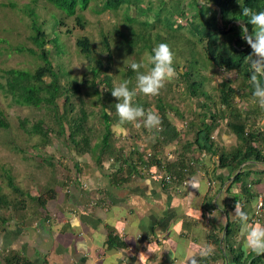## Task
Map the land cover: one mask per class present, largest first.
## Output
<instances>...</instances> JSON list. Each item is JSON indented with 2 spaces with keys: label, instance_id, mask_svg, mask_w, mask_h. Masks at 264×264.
I'll return each mask as SVG.
<instances>
[{
  "label": "trees",
  "instance_id": "16d2710c",
  "mask_svg": "<svg viewBox=\"0 0 264 264\" xmlns=\"http://www.w3.org/2000/svg\"><path fill=\"white\" fill-rule=\"evenodd\" d=\"M91 1H102V11L116 12L124 6L127 7L124 18L126 23L125 32L123 29L114 31L120 39L117 46L120 52L132 55L136 48H139L140 52H150L154 46L163 42L171 47L175 53L176 61L186 62L187 69L185 72L179 73L177 81H188L190 83L187 88L188 95L203 99L201 106L198 107L197 122H195V117L192 119L194 131L190 130V132H193L190 133L188 140L183 139L181 130L174 120H183L185 117L184 111H181L179 107L177 108V104L167 102L164 97L159 95L154 97L155 105L153 109L161 116L162 125L160 130L153 132L143 128L144 134L148 136L153 134V137L148 141V145L143 147L138 140L139 136L137 138V134H129L132 128L130 124L125 125L122 129L126 132V135L121 133L123 137L124 135L126 138L128 137V140L123 138L126 145L118 146L115 144L117 135L113 132V128L117 127L118 122L115 111V103L118 101L111 95L114 86L112 85L109 68L112 65L115 52H112L109 40L103 34L102 45L107 65L102 62L101 58L95 56L96 49L90 38L81 37L77 40V46L81 54L87 62L91 63L87 68L88 79L82 80L79 84V81L68 78L69 73L66 76V72L60 69V65L54 64L49 51L45 47L47 44L54 45L59 56L63 52V47L59 43V33L54 30V38L48 39L43 26L38 24L35 19L36 12L31 10L28 15L33 20L34 34L31 36V43L34 49L21 47L19 50L37 56L36 58L41 61L40 65L34 72L15 69L5 71V75H0V77L5 78L6 83L4 85L0 83V89L11 93L15 98V102L20 105H35L38 107L44 105L45 114L51 113L47 116V119H52V117L59 114L64 116L68 121V129L66 131L64 127L62 133L59 134V138H65L62 142L64 148L59 149V147L56 148L52 137L49 135L52 131H42L41 127L38 128V122L33 126L32 133L38 134L41 138L42 145H38L40 149H43L44 146L53 149L52 152L46 151V159L43 156L41 157L42 163H40V167L38 166V178H35L37 176L34 174L32 175L30 185L37 190V195L25 191L20 182L17 183L12 169L8 166H1L2 173L0 177L10 189L7 187L9 190L6 191L0 185V218L2 217L0 220L2 221L1 227L4 226L3 229L0 228V232L4 231L6 225H8L7 222L15 215L26 218L25 214L27 213L32 217L44 214L45 220L51 216L47 213V205L50 200L55 199L59 180L55 175H52L53 178L45 177L44 172L41 174L44 178H41L39 172L46 167L53 171L57 169L53 161H56L57 154L64 155L63 152L64 149L67 150L66 144L68 142L72 145L68 153L70 162L71 160L75 161V155H88L97 168L104 167L105 163L110 164L109 171H111V178L114 182H128L139 177L149 178L154 181L158 180L164 188L172 192L181 189L179 184L189 179L202 155L212 159L216 157L217 165L221 169L231 167L234 170H239L244 163L250 160L264 162V151L261 148V146L264 148V130L259 126L260 121L264 120V110L252 103L254 89L250 83V66L246 62V57L251 53V48L243 39L239 27V21L243 20L247 24V18L242 16V8L248 7L255 11H264V0H239V3L237 0H210L211 6L207 8L201 7L199 0H191L198 3L199 6L196 8L192 6L193 4L189 5L195 11V15L192 16L187 24L188 26L185 27L188 29L190 36L181 37L184 41L179 40L180 35H182L181 32L176 33L177 30L184 27L176 21L175 11L166 7V0L157 2L159 7L156 11H153L152 2L150 6L143 9L141 7L142 0H47L49 4L68 17L78 14L76 22L81 29H85L87 21L77 11L85 10ZM205 1L206 3L209 2V0ZM212 6L218 9H213ZM132 7L140 14L150 15L154 13L153 17L150 19L147 17V19L139 21L131 13L129 14ZM184 16L185 10L182 8L180 18L183 19ZM56 19L58 22L57 17ZM134 23H136V26H134ZM247 26L251 33L252 26L250 24ZM139 27L140 30H137ZM184 44L185 49L182 46ZM195 44L203 47V55L200 57L195 51ZM195 56L198 66L196 69L191 70L189 68L191 65L190 58L192 59ZM209 63L217 70L224 69L226 72L237 75L236 81L227 79L218 84L217 89L214 91L219 93L217 99H215L214 94H209L204 89V82L207 81V77L201 75V73L208 68ZM176 67L179 69V63L177 62ZM126 68L122 75L126 80L132 82L130 87L135 86L136 73L130 68V64H127ZM65 76L66 82L64 81ZM169 91L172 93L171 90ZM139 96L142 95L137 96L136 103L146 110L153 105L148 101V98L143 99ZM61 99H64L63 107L59 104ZM77 99L80 107L76 112L81 113V115L72 116L73 109H77L75 104ZM91 99L95 104L97 102L101 105V110L98 113L101 120L97 117L99 122L96 126L86 123L88 116L85 112V105L88 104V100L91 103ZM236 99L249 104L248 110L241 109ZM54 104L57 105L54 109L48 110L46 108ZM42 119L41 117L40 120ZM220 122H224L230 134L236 140L237 144L232 149L226 150L216 142L215 133L220 129ZM0 127L8 128L1 110ZM183 127H186V125ZM180 137H182V141L179 140ZM178 144L179 146H177ZM168 146L177 148L175 149L178 151L177 158L172 159L169 154L167 156L163 155ZM38 155H41L40 151ZM25 159H27L26 156ZM244 175L241 170L235 181H240ZM243 192H247L246 186ZM253 197L256 200L257 196ZM258 201L259 198L257 197L256 204ZM36 205L38 211L34 209ZM39 209H43L45 212ZM233 227L230 223L224 239L233 234ZM109 240L110 247L124 246L122 242L117 241V238L110 237ZM219 242L220 240H217V244ZM232 252L235 256V264L264 263V255L256 256L252 253L245 255L241 250L238 253ZM6 260L8 264L22 263L21 258L12 256V254H9ZM23 264L30 263L27 261Z\"/></svg>",
  "mask_w": 264,
  "mask_h": 264
},
{
  "label": "crops",
  "instance_id": "0c3cea01",
  "mask_svg": "<svg viewBox=\"0 0 264 264\" xmlns=\"http://www.w3.org/2000/svg\"><path fill=\"white\" fill-rule=\"evenodd\" d=\"M259 126L264 130V120ZM225 138L224 148L234 142ZM75 157L67 159L73 168L53 174L59 184L48 219L27 213L7 222L0 232V264H8L9 254L21 264H105L113 253L124 258L119 264H235L232 251L244 253L234 207L239 204L251 221L257 197L264 199V162L221 169L216 157L202 155L186 188L176 193L149 178L114 182L109 163L97 168L88 155ZM241 170L245 175L235 181ZM230 223L235 231L227 240ZM110 237L124 246L110 247ZM209 245L212 254L202 256Z\"/></svg>",
  "mask_w": 264,
  "mask_h": 264
},
{
  "label": "rangeland",
  "instance_id": "374dc122",
  "mask_svg": "<svg viewBox=\"0 0 264 264\" xmlns=\"http://www.w3.org/2000/svg\"><path fill=\"white\" fill-rule=\"evenodd\" d=\"M158 1L159 0H142L141 7L146 9L152 2L153 11H156L159 7L157 5ZM166 2V7L175 11V14L177 15L175 17L176 21L184 27L183 29L176 31V33L181 32L182 35H180L179 40L184 41L181 37L185 38L190 36L188 29L185 27L188 26V22L192 16L195 15V11L190 8L189 5L193 4L192 6L198 8L199 4L191 0H166ZM201 2L202 0H199L200 4ZM203 2L206 3L205 0H203ZM102 6V1H91L85 10L77 11V13L82 14V16L87 21L85 23V29H81L76 22V17L78 14H76V16L74 15L72 17H68L53 5L49 4L47 0H0V75H5V71L13 69L34 72L36 68L39 67L41 61L36 58L37 56H32L27 52H21L19 50L21 47L25 49H34V46L31 43V36L34 34V30L32 28L33 20L31 16L28 15L31 10H34L36 12L35 19L38 24L43 26V30L48 35V39L54 38V30L59 33V43L63 47V52L58 56L54 45L47 44L45 47L49 51L50 57L53 59L54 64L60 65V69H63L66 72V76L69 73L68 78L75 79L79 81L78 83L80 84L82 80L88 79L89 76L87 68L91 63L85 60L77 46V40L81 37L90 38L94 48L96 49L95 56L101 58L102 62L107 65L105 53L103 51L104 47L102 45L104 34L112 46V52H115V56L112 58V65H110L111 67L109 68L113 82L112 85L116 86L120 82L126 80L122 75V72L127 69L126 65L131 64L132 62H141L144 58L145 52H140V49L136 48L134 53L129 55L126 54V52H120L117 49L120 39L118 35L114 33V31L116 29L124 30L126 24L124 18L127 7L124 6L122 9H118L115 12L110 10L102 11ZM182 8L185 10V16L183 19L180 18V10H182ZM212 8L218 9L215 6H212ZM130 13L139 21H143L147 19V17L150 19L154 14H140L134 9V7H132L129 14ZM56 17L58 18V22ZM134 26H136V23H134ZM137 30H140V27L137 28ZM182 46L185 49V44ZM195 51L197 55L199 54V57L203 55V47L201 45L195 44ZM176 62L179 63V69L177 68L179 73L185 72L187 69L186 62L182 60H177ZM190 64L191 65L189 68L191 70L197 68L198 63L196 56L192 59L190 58ZM201 75L207 77V81L204 82V89L209 94H214L215 99L218 98L219 93L218 91H214L217 89L218 84H220L222 80H237L236 74L217 70L213 68L210 63L208 64V68L203 70ZM66 76L64 80L65 82ZM0 83H3L4 85L6 83V79L0 77ZM189 84L190 83L188 81L183 80L179 82L176 79L173 82L168 83L160 94V96L164 97L165 101L170 103L172 102L174 105L177 104V108L179 107L181 111H184V119H175L174 122L181 130L183 139L185 138L186 140L189 139L190 133L194 131L192 128V119L195 117V122H197L199 115L198 107L201 106L203 101L202 98H200V100L188 95L187 88ZM169 90H171L172 93ZM139 97L143 99L148 98V101L153 104L150 106V108H154V97H145L143 95ZM236 102L239 103L241 109L248 110L249 104L245 103L244 101H240L239 99H236ZM63 103L64 99H61L59 102L61 107H63ZM75 104L77 105V109H73V113H71V115L76 116V114H79L80 116L81 113L76 112L80 107L78 99L76 100ZM56 106L57 105L54 104L46 108L50 110L54 109ZM0 110L2 111L4 119L8 125V128L0 127V175L2 173L1 166H8L10 169H12L17 183L20 182V185L25 191H28L29 193L31 192L33 195H37V190L30 185L32 175L34 174L37 176L35 178H38V166L40 167V163H42L41 157L43 156L44 159H46V151L52 152L53 149L51 147L47 148V146H44L43 149H40L38 145H42L41 138L38 134L32 133L33 126L38 122V128L41 127L42 131H52L49 135L52 137L56 148L59 147V149H63L64 144L62 142L65 140V138H59V134L62 133L61 131L64 127L67 131L68 121L60 114L58 116L55 115V117H52V119H47V116L51 113L48 115L45 114L46 109L44 105L41 107L35 105H20L15 102V98L11 93L4 91L3 89H0ZM100 110L101 105L99 103L96 102L95 104L92 99L90 103V100H88V104L85 105V112L88 116L86 123H88V125L94 124L96 126V124L99 122V119L101 120V118L98 116ZM41 117L43 118L42 120H40ZM184 125H186V127H183ZM219 126L221 130L219 131L218 136L217 133H215V139L218 144L221 142V144L224 146L225 142L228 140H226L225 136H233L230 135V132L226 128L224 122H220ZM190 130L193 131L190 132ZM113 132H115L117 135V138L114 136L116 138L115 144L118 146H123L126 142L125 139H123L126 138V132L119 127H114ZM121 133L125 134L124 137L121 135ZM129 134H137V138L139 136L138 140L143 147L147 146L148 141L153 137V134L151 136L144 134L143 127L137 129L132 126ZM182 137H180L179 140L182 141ZM126 139L128 140V137ZM232 141L234 142L226 145V150L234 148L237 144L234 137ZM179 144L177 146H179ZM66 146L67 150L64 149L63 152L66 156H59L60 154H57V158H55L57 162L53 161L57 169L53 171L46 167L39 172V177L44 178L41 176V174L44 172L43 174L45 177L49 178V172L52 175H57V171H59L62 176V174H65L68 169L73 168V164L70 165V163L67 162V156L69 155L68 153L72 145L70 142H68ZM175 146L166 147L163 155L167 156V154H169L172 159L177 158L178 151L175 150L177 149ZM39 151L41 155H38ZM25 156L27 159H25ZM193 156H195V154H193ZM194 172H192L191 175L194 174ZM58 176L60 175L58 174ZM185 181L188 182V179ZM0 185L6 191L9 188L1 179V177ZM179 185L181 186V189L176 190V193L181 192L186 188L181 184ZM3 228L4 226L1 227V229ZM231 236H229L227 240H229Z\"/></svg>",
  "mask_w": 264,
  "mask_h": 264
},
{
  "label": "clouds",
  "instance_id": "9594fccd",
  "mask_svg": "<svg viewBox=\"0 0 264 264\" xmlns=\"http://www.w3.org/2000/svg\"><path fill=\"white\" fill-rule=\"evenodd\" d=\"M239 3V0H237ZM209 2H201V7H210ZM242 16L247 18V24L239 21L242 37L251 48V53L246 57L250 66V83L253 87L252 103L264 110V11H255L243 7ZM248 24L252 26L249 32ZM130 68L136 73L135 86L130 87L131 81L124 80L111 90V95L118 101L115 111L118 116L117 127L123 129L125 125H132L149 132L158 131L162 125L159 113L152 109H145L136 103L138 95L157 97L168 83L178 79L179 71L176 67L175 53L167 43H158L150 52H145L141 62H132ZM222 72L225 70L222 69ZM235 214L241 222L240 234L243 238V251L245 255L252 253L257 256L264 255V225L253 223L244 213L239 204L235 205ZM99 243L103 238L98 237ZM212 247L205 246L201 250L202 256H209ZM124 258L119 253H113L105 264H119ZM125 264L127 262L125 261ZM193 264H196L193 261Z\"/></svg>",
  "mask_w": 264,
  "mask_h": 264
},
{
  "label": "built area",
  "instance_id": "2783aa9c",
  "mask_svg": "<svg viewBox=\"0 0 264 264\" xmlns=\"http://www.w3.org/2000/svg\"><path fill=\"white\" fill-rule=\"evenodd\" d=\"M156 181H158V180H156ZM181 185L186 187L188 185V182L184 181ZM251 221L253 223L264 222V199L262 197L259 198V201H258L257 205L255 206L254 214L252 216Z\"/></svg>",
  "mask_w": 264,
  "mask_h": 264
},
{
  "label": "bare ground",
  "instance_id": "6f19581e",
  "mask_svg": "<svg viewBox=\"0 0 264 264\" xmlns=\"http://www.w3.org/2000/svg\"><path fill=\"white\" fill-rule=\"evenodd\" d=\"M260 198H261V197H260ZM256 205H257V204H256ZM256 205H255V206H256ZM254 210H255V208H254ZM251 222H252V221H251Z\"/></svg>",
  "mask_w": 264,
  "mask_h": 264
}]
</instances>
